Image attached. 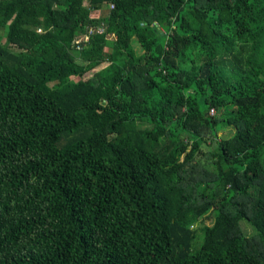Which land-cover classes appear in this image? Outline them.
Segmentation results:
<instances>
[{
  "label": "trees",
  "instance_id": "obj_1",
  "mask_svg": "<svg viewBox=\"0 0 264 264\" xmlns=\"http://www.w3.org/2000/svg\"><path fill=\"white\" fill-rule=\"evenodd\" d=\"M0 264H264V0H0Z\"/></svg>",
  "mask_w": 264,
  "mask_h": 264
},
{
  "label": "rangeland",
  "instance_id": "obj_2",
  "mask_svg": "<svg viewBox=\"0 0 264 264\" xmlns=\"http://www.w3.org/2000/svg\"><path fill=\"white\" fill-rule=\"evenodd\" d=\"M97 30L98 31H100L101 32V30H102V28L101 27H97ZM91 31H93L92 29L91 30H89V33L91 32ZM84 40H87L88 39V35H85L84 36V38H83ZM108 65V63H101L99 66H97L95 69H97V68H101V67H105V66H107ZM94 69V70H95ZM92 72V71H91ZM91 72H89L88 74H86V76H84V77H87L88 75H90L91 74ZM209 220L207 219V220H205L204 222H208ZM239 224H240V228L245 232V234H251L252 232H253V229H252V227L249 225V223L246 221V220H240L239 221ZM198 225H201L200 223H198Z\"/></svg>",
  "mask_w": 264,
  "mask_h": 264
},
{
  "label": "built area",
  "instance_id": "obj_3",
  "mask_svg": "<svg viewBox=\"0 0 264 264\" xmlns=\"http://www.w3.org/2000/svg\"><path fill=\"white\" fill-rule=\"evenodd\" d=\"M110 8H112V6H111ZM77 42H79V40H77ZM77 48H80V46H77ZM210 110H211V109H210Z\"/></svg>",
  "mask_w": 264,
  "mask_h": 264
}]
</instances>
